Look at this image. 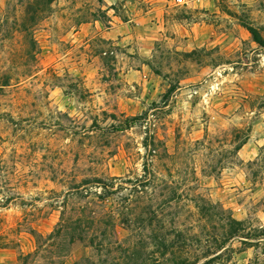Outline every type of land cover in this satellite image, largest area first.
Listing matches in <instances>:
<instances>
[{
  "label": "rangeland",
  "instance_id": "1",
  "mask_svg": "<svg viewBox=\"0 0 264 264\" xmlns=\"http://www.w3.org/2000/svg\"><path fill=\"white\" fill-rule=\"evenodd\" d=\"M0 264H264V0H0Z\"/></svg>",
  "mask_w": 264,
  "mask_h": 264
},
{
  "label": "trees",
  "instance_id": "2",
  "mask_svg": "<svg viewBox=\"0 0 264 264\" xmlns=\"http://www.w3.org/2000/svg\"><path fill=\"white\" fill-rule=\"evenodd\" d=\"M256 40H257V39H256ZM256 42H257V44L260 45V42H259L258 40H257ZM134 121H135V120H133V122H134ZM63 223H64V221H63ZM63 227H64V226H60V229H63ZM60 231H61V230H60Z\"/></svg>",
  "mask_w": 264,
  "mask_h": 264
}]
</instances>
